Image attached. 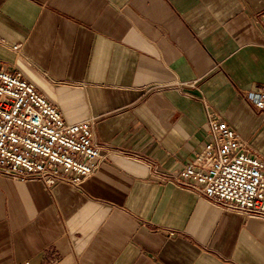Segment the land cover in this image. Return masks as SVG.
Instances as JSON below:
<instances>
[{
  "label": "crops",
  "instance_id": "crops-1",
  "mask_svg": "<svg viewBox=\"0 0 264 264\" xmlns=\"http://www.w3.org/2000/svg\"><path fill=\"white\" fill-rule=\"evenodd\" d=\"M264 0H0V59L103 157L80 186L0 174V264H264V215L174 175L208 108L264 159ZM20 44V49L13 48Z\"/></svg>",
  "mask_w": 264,
  "mask_h": 264
},
{
  "label": "built area",
  "instance_id": "built-area-1",
  "mask_svg": "<svg viewBox=\"0 0 264 264\" xmlns=\"http://www.w3.org/2000/svg\"><path fill=\"white\" fill-rule=\"evenodd\" d=\"M255 17L264 31V18ZM2 64L0 59V174L40 180L47 188L60 182L80 186L103 157L94 142L93 119L67 120L34 83ZM250 100L263 112L264 87ZM205 109L210 139L174 179L212 202L264 215V159L228 121Z\"/></svg>",
  "mask_w": 264,
  "mask_h": 264
}]
</instances>
